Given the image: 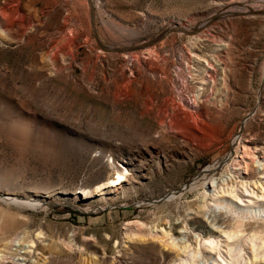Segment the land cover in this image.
Segmentation results:
<instances>
[{"label": "rangeland", "instance_id": "1", "mask_svg": "<svg viewBox=\"0 0 264 264\" xmlns=\"http://www.w3.org/2000/svg\"><path fill=\"white\" fill-rule=\"evenodd\" d=\"M91 3L110 48L223 17L195 34L108 51L94 38L88 0H0V241L24 234L27 244L14 247L31 254L0 264L259 261L264 13L251 11L264 0ZM162 122L174 126L183 143L170 145L182 155L139 132ZM118 170L131 180L114 184ZM217 211L243 222L219 227L233 237L194 228H213ZM175 222L179 232H168ZM253 222L263 227L246 231ZM210 239L219 254L208 252ZM149 245L178 251L163 261Z\"/></svg>", "mask_w": 264, "mask_h": 264}, {"label": "bare ground", "instance_id": "2", "mask_svg": "<svg viewBox=\"0 0 264 264\" xmlns=\"http://www.w3.org/2000/svg\"><path fill=\"white\" fill-rule=\"evenodd\" d=\"M251 8V7H250ZM257 8V7H256ZM255 8V9H256ZM253 9H254V7H253ZM254 9V10H255ZM258 9V8H257ZM230 16V15H229ZM154 111V110H153ZM147 115V114H146ZM157 115V114H156ZM145 115H143V117H144ZM155 116V115H154ZM158 116V115H157ZM142 118V117H141ZM154 119H156V117L154 118ZM153 119V120H154ZM152 120V121H153ZM157 120V119H156ZM161 120V119H160ZM177 121V120H176ZM161 123V122H160ZM174 123V122H173ZM157 124H159V123H157ZM171 125L172 124H170L169 125V123H164L163 124V122H162V124L160 125H154L153 123L152 124H150L149 126H148V128L149 129H143V127H142V129H140V133H142L141 135H144L147 139H151V138H153V140L155 139V140H157V143L159 144V146L164 150H167V151H169L170 152V154L171 155H173V156H175V157H178V156H180V155H182L183 153H181L179 150H177V147H175V146H173V145H170L171 143L172 144H174V143H177V142H179L180 144L181 143H183V141L179 138V136H178V134L177 133H174L173 131H172V129L174 128V126H173V128L171 127ZM147 126V125H146ZM177 126V125H176ZM138 127V126H137ZM146 128V127H145ZM172 128V129H171ZM139 129H137V130H139ZM150 129L152 130V131H150ZM175 129V128H174ZM153 133H155V135L153 134ZM140 136V135H139ZM157 136V137H156ZM143 137V136H142ZM141 139H145V138H141ZM147 139L145 140V144L147 143V142H149V141H147ZM152 140V139H151ZM154 140V141H155ZM147 141V142H146ZM150 142H152V141H150ZM153 143V142H152ZM156 144V143H155ZM148 145H149V143L148 144H146L145 145V148L146 149H148ZM180 147V146H179ZM159 148V147H158ZM124 168H125V170H127L128 171V168H126L125 166H124ZM116 175V177L115 178H113L112 179V182H114V184L115 183H118V184H122V182H125V181H127V180H131V178L129 177V175L128 174H126V173H124L122 170H118L117 171V173L115 174ZM264 178V177H263ZM226 192L227 191H223V193L224 194H222L220 197H223L224 195H227L226 194ZM229 192V191H228ZM247 192H249V191H247ZM231 193H233V192H230V194ZM235 193V192H234ZM255 193V192H254ZM253 193V194H254ZM251 194H252V192H251ZM250 194V195H251ZM252 194V195H253ZM248 194H244V196H247ZM264 196V195H263ZM263 196H258V200H263L264 201V197ZM219 197V199H221ZM237 198V203H238V205L240 204V205H243V200L241 201V198L239 197V196H236ZM236 202V201H235ZM251 203H253L251 200H248V204H251ZM214 211H216V210H214ZM234 212V211H233ZM232 211H226V212H224V211H220V212H218L217 211V213H215V215L213 216L212 214V218H211V221H213L211 224L214 226L213 228L212 227H210V226H207L206 227V224H203V223H200V222H197L196 223V226H194V228L195 229H197L202 235H211L212 236V234H214V231L215 230H212V229H217V230H221V231H223L224 233H226V235H227V238L229 239L232 235L230 234V233H227L228 231H225V227H228V226H230V222H240L241 220H239V219H237V218H235L234 217V213H233ZM210 219V218H209ZM229 221V222H228ZM242 222V221H241ZM243 223V222H242ZM187 224V223H186ZM215 224V225H214ZM258 223H246L245 225H244V227H245V230L246 231H252L253 232V230H256V229H258V228H260V227H263L262 225H257ZM217 225V226H216ZM223 225V227L225 228V229H219V227H221ZM178 228V224H177V222H175V223H172L171 224V226H169V230H168V232L170 231V232H173V233H178L179 231V229H177ZM220 231H218V233H219ZM223 232H221V233H223ZM182 233V232H181ZM170 234V233H169ZM147 235H151V234H147ZM153 235V234H152ZM154 236V235H153ZM155 236H156V234H155ZM154 236V237H155ZM182 236V235H181ZM180 236V237H181ZM8 237V236H7ZM151 237V236H150ZM187 237V236H186ZM233 237V236H232ZM156 238V237H155ZM26 239H27V237L23 234L22 236H20V235H17V236H15L14 238H12V239H6V238H3V240H1L0 241V262L2 263V262H4V260L6 259V258H11L12 260L14 259V256L15 255H22V256H30L31 254H30V252H25V253H21L20 251H17V247L15 248L14 246H19V245H24V243L26 242ZM186 239V238H185ZM181 240H182V238H181ZM203 240V239H202ZM206 241V240H205ZM208 241H210V242H212V243H210V245H211V248H212V250L211 251H208V252H212L213 253V250H218V244L216 245V244H213V243H215L214 241H211V239L210 240H208ZM28 242V241H27ZM27 242H26V244H27ZM148 242H152L151 240H149L148 239V241H144L143 243L145 244V243H148ZM165 243V242H164ZM164 245V244H163ZM173 245V244H172ZM176 245H177V243H176ZM149 246H151L152 247V250H154V252H156L158 255H159V258L161 259V260H163V261H168V260H171L170 258H171V255H172V252L173 253H175L176 254V252L178 251H176V249H170V248H167V249H169V250H167L166 248H163L162 249V247H156V246H154V245H149ZM183 246V245H182ZM186 246V245H185ZM218 246V247H217ZM25 247V246H24ZM32 247H34V246H32ZM150 247V248H151ZM187 247V246H186ZM209 247V246H208ZM176 248H177V246H176ZM180 248V247H179ZM24 249V248H23ZM183 249H185L184 248V246L181 248V250H183ZM187 249V248H186ZM185 251V250H184ZM253 251H256V249L253 247ZM170 252H171V254H170ZM215 252V251H214ZM21 253V254H20ZM216 253H218L219 254V252L217 251ZM178 254V253H177ZM180 254V253H179ZM215 254V253H214ZM256 255H258V253L256 252L255 253V255L254 256H256ZM173 257V256H172ZM220 257H221V255H220ZM223 257V256H222ZM177 258V257H176ZM255 258H257V257H255ZM178 259V258H177ZM257 259H259V258H257ZM1 260H3V261H1ZM11 260V261H12ZM16 260V259H15ZM24 260H25V258H24ZM8 262V261H7ZM171 262V261H170ZM171 263H173V262H171ZM167 264V263H166ZM185 264H187V263H185ZM251 264H264V257L261 259H259V261H256V259H255V262H253V261H251Z\"/></svg>", "mask_w": 264, "mask_h": 264}, {"label": "water", "instance_id": "3", "mask_svg": "<svg viewBox=\"0 0 264 264\" xmlns=\"http://www.w3.org/2000/svg\"><path fill=\"white\" fill-rule=\"evenodd\" d=\"M88 3H89V8H90V13H91V26H92V30H93V35H94V38L96 40V42L99 44L100 47H102L103 49L105 50H108V51H114V50H117V51H132V50H136V49H139L141 48L142 46H146V45H149V44H152L154 42H157L158 40H160L161 38H163L167 33L169 32H180V33H184V34H195L199 31V29L206 23H208L209 21L211 20H214V19H220L223 17V15H211L209 18H207L206 20L202 21L200 23V25L196 28H194L193 30L191 31H187L179 26H177L176 24L173 25V26H169L167 28H165L160 34H158L156 37H154L153 39L143 43V44H140V45H136L134 47H125V48H110V47H107L105 46L99 39L97 33H96V30H95V20H94V8H93V5L91 3V0H88ZM252 13H264V9L263 10H254V11H251ZM234 14H242V13H231V15Z\"/></svg>", "mask_w": 264, "mask_h": 264}]
</instances>
